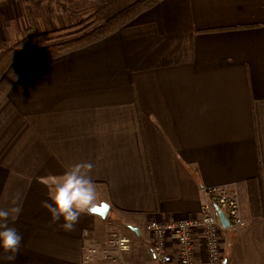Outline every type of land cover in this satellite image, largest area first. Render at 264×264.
Listing matches in <instances>:
<instances>
[{"label":"crops","instance_id":"1","mask_svg":"<svg viewBox=\"0 0 264 264\" xmlns=\"http://www.w3.org/2000/svg\"><path fill=\"white\" fill-rule=\"evenodd\" d=\"M3 23L0 46L24 35ZM77 163L93 165L95 205L109 208L65 231L42 202ZM212 185L236 193L244 218L223 230L221 264H264V0H160L32 65L0 101V208L22 209L9 221L23 238L11 264H158L147 222L199 213ZM113 232L131 238L129 251L112 248Z\"/></svg>","mask_w":264,"mask_h":264},{"label":"trees","instance_id":"2","mask_svg":"<svg viewBox=\"0 0 264 264\" xmlns=\"http://www.w3.org/2000/svg\"><path fill=\"white\" fill-rule=\"evenodd\" d=\"M75 0H22L24 35L15 42L3 43L0 49V101L4 99L17 79L34 64L53 59L84 48L92 43L132 25L138 16L155 6L160 0H87L76 8L67 2ZM63 4L57 15L61 23L48 19L52 3ZM65 13V16L63 15ZM54 16V14H52ZM63 16V17H62ZM249 212L252 217L261 215L260 194L255 178L247 180Z\"/></svg>","mask_w":264,"mask_h":264},{"label":"built area","instance_id":"3","mask_svg":"<svg viewBox=\"0 0 264 264\" xmlns=\"http://www.w3.org/2000/svg\"><path fill=\"white\" fill-rule=\"evenodd\" d=\"M205 193L207 200L201 205L199 213L147 222L151 249L158 264H221L222 232L225 227L215 205L230 220L228 228L243 225L244 218L236 193L226 186H208ZM108 241L118 253L129 251L132 246L129 236L117 232H113ZM96 251L95 247L89 248L85 260L91 259ZM110 254L106 251L107 257H111Z\"/></svg>","mask_w":264,"mask_h":264},{"label":"clouds","instance_id":"4","mask_svg":"<svg viewBox=\"0 0 264 264\" xmlns=\"http://www.w3.org/2000/svg\"><path fill=\"white\" fill-rule=\"evenodd\" d=\"M92 167L91 163H77L66 169L49 194L51 203L42 202L53 223L62 218L61 227L65 231L73 230L81 214L90 213L95 208L97 192L89 175ZM12 205L0 208V250L5 253L0 256V261L4 264L15 261L23 239L14 227L9 226V221L17 220L22 210L17 199H13Z\"/></svg>","mask_w":264,"mask_h":264},{"label":"rangeland","instance_id":"5","mask_svg":"<svg viewBox=\"0 0 264 264\" xmlns=\"http://www.w3.org/2000/svg\"><path fill=\"white\" fill-rule=\"evenodd\" d=\"M48 1L49 0H43L42 5L45 6ZM60 1H62V0H60ZM85 2H87V0H75V1L67 2V3H68V7L76 8V7L80 6L82 3H85ZM22 6H23L22 0H0V12H1L0 14L2 15V18L0 19V22L2 24H4V26H5V23H3V22L9 21L10 24H12L13 26H16L18 29L20 27H22L23 23L25 22L24 21V17H23L24 16V10H23ZM61 6H63V4L55 2V3H52V6H51L52 8L51 9L42 11L43 15H45V14L47 15V13H44V12L48 11V12H50L51 16H48L49 18L45 19V21H42V18H40L39 19L40 24L43 25L44 22L48 23L52 19V17H53L52 14L55 11H62ZM2 24H1V26H3ZM18 38L19 37H17V38L12 37V38H8L7 40L9 42H15L16 40H18ZM2 46H3V44L0 47L2 48ZM127 230H130V229L127 227L126 231ZM146 230L144 229V226H142L141 231H142V237L144 239L147 237Z\"/></svg>","mask_w":264,"mask_h":264},{"label":"water","instance_id":"6","mask_svg":"<svg viewBox=\"0 0 264 264\" xmlns=\"http://www.w3.org/2000/svg\"><path fill=\"white\" fill-rule=\"evenodd\" d=\"M215 207L219 213L220 220H221L223 226L225 228H228L230 226V220L228 219V217L225 215L224 211L218 205H215ZM108 208H109V205L107 203L101 202L100 204L95 205L94 209H96V211H92V212L97 213V214L105 217L107 214Z\"/></svg>","mask_w":264,"mask_h":264},{"label":"snow or ice","instance_id":"7","mask_svg":"<svg viewBox=\"0 0 264 264\" xmlns=\"http://www.w3.org/2000/svg\"><path fill=\"white\" fill-rule=\"evenodd\" d=\"M93 211H96V209H94Z\"/></svg>","mask_w":264,"mask_h":264}]
</instances>
